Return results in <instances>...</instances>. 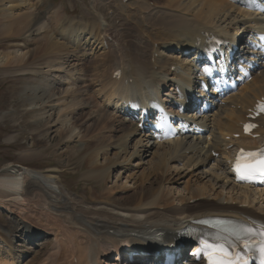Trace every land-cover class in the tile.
Instances as JSON below:
<instances>
[{
  "label": "bare ground",
  "instance_id": "1",
  "mask_svg": "<svg viewBox=\"0 0 264 264\" xmlns=\"http://www.w3.org/2000/svg\"><path fill=\"white\" fill-rule=\"evenodd\" d=\"M100 1L105 5L114 3L116 10L125 18L121 25L124 32L118 33L119 39L112 40L111 45L106 42L107 34L101 36L102 32L107 33V20L96 11L91 16L96 32H91L83 24L74 23L68 30L56 31L54 36L50 34L51 28L49 30L41 23L34 7L26 0H0V36L13 33L30 39L38 36L44 44L40 52L53 54L56 58L62 54L61 58L58 57L60 68L69 66L81 49L95 48L98 51L94 53L93 50L92 53L99 55L105 46L110 48L109 55L101 53V64L92 69L99 67L97 70L101 72L94 75L99 76V81L97 78L91 80L96 87L91 100L95 102L100 98L102 104L96 120L89 121L94 117L92 115L85 123L88 127L112 131L119 135V139L113 141L115 143L110 142L112 144H108L110 146L105 151L97 153L101 157L104 152L101 158L98 157L100 160L97 155L94 160L90 159L94 155L89 156L84 177L105 185L103 192H107L109 197L122 191L131 193L121 203L91 206L81 201L75 206L70 203V195L60 183L57 168L42 173L20 166L5 167L0 171V208L10 204L20 207L23 215H27L29 206L33 204V214L35 211L38 217L43 216L38 225L17 217L23 238L20 237L21 244L16 246H24L20 254L33 255L36 252L34 248L39 247L40 250L43 243H38L41 240L52 237L50 247L47 248L48 244L44 249L43 260L42 255L37 260L26 261L27 257L23 255L26 262L22 264H127V261L129 264H142L147 260L152 264L156 262L154 254L163 248L162 244L166 247L180 242L186 231L205 228L204 221L210 217L264 223V207L261 208L264 205V190L235 185L225 164L226 157L241 144L259 147L264 143V118L260 121L262 128L257 131L258 139L232 137L240 133L238 124L244 121L246 109L256 99L264 98V68L253 74L243 87L217 103L200 90L198 79L202 74L195 61L198 55L195 43L203 36L230 38L236 34L240 40L258 25H264V15L258 8L255 9L257 5L264 4V0ZM14 8H18L20 13H15ZM62 33L69 37L64 38ZM115 44L117 49H113ZM29 55L27 52H16L13 59L1 57L0 66L21 63L30 58ZM110 60L113 62L109 64L108 71ZM115 72H121L120 80L112 79ZM85 74L81 71L76 76L82 84L87 83ZM128 80L131 83L124 86ZM86 86L79 88L77 93H87ZM136 95L155 98L185 123L207 133L205 136L190 134L168 142L159 141L151 133L139 130L137 122L122 112L124 105L134 102ZM53 96L55 94L49 98ZM196 99L211 101L210 112L201 113ZM82 103L80 99L73 106L80 109ZM181 108L185 109L183 115L179 112ZM117 137L115 135L113 139ZM227 137L229 140L225 141ZM109 151L114 153L111 155ZM143 152L150 157L147 162L149 180L136 184L135 175L129 173V184H118L124 172L134 169L132 162L137 163L135 166L143 163ZM213 152L218 153V157H213ZM196 171L203 180L207 179L204 184H184L181 181L187 174ZM42 222L46 231L36 227ZM0 242L6 245L9 254L8 258L7 255L3 257L7 250L0 248V264H15L18 258H22H14L12 254L23 248H12L1 237ZM111 254H115L111 256L113 262H105ZM130 254L134 256L129 258ZM183 260L187 264H196L187 256Z\"/></svg>",
  "mask_w": 264,
  "mask_h": 264
},
{
  "label": "rangeland",
  "instance_id": "2",
  "mask_svg": "<svg viewBox=\"0 0 264 264\" xmlns=\"http://www.w3.org/2000/svg\"><path fill=\"white\" fill-rule=\"evenodd\" d=\"M26 1L30 6L32 5L34 7V12L39 16L41 23L48 26L49 30L51 28L50 34L54 36L56 35V31L58 33L59 31L68 30L67 28L74 23L83 24L89 27L91 32H96L97 27H94L91 22V16L94 15L95 11L98 14H102L103 18L107 20V33L102 32L101 36L105 34L108 35L107 43L109 45H111L112 40L115 41L119 39L118 33L124 32V27H121V25L125 22V18L116 10L112 2H108L105 5L102 4L100 0ZM149 1L156 2L157 0ZM14 12L19 14L20 10L14 8ZM14 34L15 33L12 34L13 36H0V58L8 57L13 59L16 52H27L28 55L30 54V58L21 63L16 62L11 66H0V171L10 165L12 167H26L42 173H47L51 169L57 168L60 171L58 173L60 183L64 186V189H66L65 192L70 195L71 204L77 206L76 204L81 201L91 206L109 202L121 203L124 199L129 197L131 193L122 191L114 193L109 197L107 192H103L105 185H99L95 181L84 177L87 171V164L89 163V156L94 155V158L91 157L90 159H97L100 157L97 153L105 151L108 146L119 139L117 137L119 135L112 131L99 130L101 127H88L85 123L86 119L90 118L92 115H94V117L92 116L89 121L96 120L99 106L102 104V99L100 98L99 100L95 99V102L93 99L91 100V98L94 97L93 90L96 88L92 85L91 80L97 78L99 81V76L94 75H100L101 72L97 70L99 67L96 70L92 69L101 64L103 53L107 52L106 56L109 55L110 48L108 49V46H105L102 51H99L100 56L92 53L95 48L89 50L87 47V50L85 49L83 51L81 49L80 52L72 58L75 60L72 61L69 66L64 65L60 68L58 65H60L59 62L61 61H59L58 57L61 58L62 54L59 56L57 55L56 58L53 54H47L43 51L40 52V47L44 44L41 40H38V36L30 39L24 36L17 37L16 34ZM62 34L65 35L64 38L66 39L69 37L65 33ZM117 48L118 45L115 44L113 49ZM97 51L94 50V53ZM88 54L94 55V57H89ZM111 57L112 56H110V58ZM81 71L86 73L88 84H82L78 81V73ZM108 71H110L109 66ZM108 74L109 72H107V75ZM71 75H74L73 79H70ZM68 83H70V85H68ZM83 85H88V87L86 86L87 93H83L82 95L81 93L78 94L77 90H79V88L81 89ZM52 94H55V96L50 99L49 97ZM80 99H82L83 103L80 109H77V107L73 105L74 102L76 103V101ZM86 103L89 104L84 107ZM115 135L117 138L113 139ZM109 137H112V140H110ZM109 153L112 155L114 152L109 151ZM86 154L88 156H86ZM95 155H97V158ZM142 157L144 159L143 163L135 166L137 163H135V161L132 162L134 169L128 173L124 172L120 176L118 184H129L127 177L131 173L135 175L134 180L136 184L149 180L148 174L150 171L148 172L149 163L147 162H149L148 160L150 157L144 152ZM100 158L98 159L100 160ZM93 166L96 167L98 165L93 164ZM198 172L199 171L193 174H187L181 181H184V184L186 182L204 184L207 179L203 180L202 176H198ZM184 184H182V186ZM218 191L219 190L216 192ZM262 202H260V204ZM261 206V208L264 207V205ZM34 208L35 206L31 204L29 206L30 211H28L27 215H23L20 207L10 204L9 206L6 205L0 208V237L5 243L12 246V248H23L17 249L18 251L15 250L16 254H12L14 258L15 256L22 257L25 255L20 254L21 250H24V246H16L21 244V231L19 230L20 227L17 223V217L26 218L29 223L35 225H38V221L43 220V216L40 215L42 218L40 216L38 217L36 215L38 213L35 211L33 214ZM39 226L36 227L43 231L45 229L46 231L43 222ZM22 238L23 236L21 239ZM51 239L52 237H48L43 239V241L41 240L38 244L41 245L43 243L40 246L42 252H39V247L34 248L39 254L37 255V253L34 252L31 256L25 255L27 257L26 261L36 258L39 259V257L44 254V249L48 244L47 248L50 247ZM31 245L32 243H30V246ZM5 246L4 243L0 242V248L3 247L7 250L3 257L7 255L6 257L8 258V249L5 248ZM114 255L111 254L105 262H113L111 256ZM44 257L43 255L42 260ZM26 261L25 257L18 258L15 264H22ZM127 262V264L130 263L129 261ZM137 264H139V262H137ZM142 264H151V262L147 260L143 261Z\"/></svg>",
  "mask_w": 264,
  "mask_h": 264
},
{
  "label": "snow or ice",
  "instance_id": "3",
  "mask_svg": "<svg viewBox=\"0 0 264 264\" xmlns=\"http://www.w3.org/2000/svg\"><path fill=\"white\" fill-rule=\"evenodd\" d=\"M250 157H254L255 153H248ZM235 170L238 174V178L241 179H251L256 175L264 176V155H261L258 161L251 160L246 161L241 164V160L238 157L236 165L234 166ZM246 231H251L250 229ZM245 248L248 247L247 241L244 242ZM217 252L222 256V259L219 261L214 260L213 256L217 254ZM260 256L262 260V264H264V247L260 248ZM209 264H247L246 260L240 257L239 253L236 254L235 257H229L227 252L224 250L223 245L218 246L217 249H214L213 254L208 255Z\"/></svg>",
  "mask_w": 264,
  "mask_h": 264
}]
</instances>
